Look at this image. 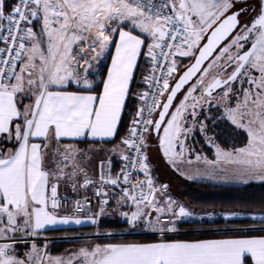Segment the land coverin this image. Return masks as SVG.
<instances>
[{"label": "snow or ice", "instance_id": "1", "mask_svg": "<svg viewBox=\"0 0 264 264\" xmlns=\"http://www.w3.org/2000/svg\"><path fill=\"white\" fill-rule=\"evenodd\" d=\"M236 4L245 7L233 10ZM242 15L251 19L244 22ZM141 56L148 62L147 74L141 73L148 90L133 92ZM178 57L192 62L177 75ZM105 59L110 65L98 80L92 69ZM132 97L142 105L130 114L123 150L111 149L124 164L113 176L111 159H102L94 179L88 171L92 157L78 144L117 137ZM213 101L219 115L205 120L242 129L243 147L222 149L207 135L208 125L195 119L196 108ZM189 109L193 127L182 123ZM197 124L216 149V160L206 163L234 165L235 182L264 183V0L254 7L249 0H0V239L83 223L60 216L67 199L59 194L61 183L73 191L92 186L97 198L104 197L88 221L97 224L108 214L111 186L119 188L116 211L129 229L142 227L160 239L82 248L85 264H264V206L259 214H219L225 225L212 231L223 238H169L184 221L206 222L217 214H197L168 195V185L157 186L148 141L156 132L163 156L179 170L181 138ZM207 178L215 179V171ZM90 203L87 197L76 200L73 215ZM124 207L131 210L120 211ZM244 216L251 224L237 222ZM34 262L42 264L35 243L24 258L12 244H0V264Z\"/></svg>", "mask_w": 264, "mask_h": 264}, {"label": "trees", "instance_id": "2", "mask_svg": "<svg viewBox=\"0 0 264 264\" xmlns=\"http://www.w3.org/2000/svg\"><path fill=\"white\" fill-rule=\"evenodd\" d=\"M190 60L180 66V72L183 70L184 65L189 63ZM147 63L145 59L139 63V69L136 74L137 83L133 85V92L142 87L143 72L146 74ZM106 65L100 66V76L104 75ZM135 100L134 97L128 101V109L125 113L123 124L120 134L112 141L118 142L121 137L125 135L126 126L130 123V114L135 113ZM219 115L218 106L211 107L206 113L205 117H216ZM208 125V132L214 137L216 143L223 149H237L246 144L247 134L242 129H237L229 123L223 121L214 122L205 120ZM196 146L202 152L208 155L213 154V149L208 147L202 136L197 135ZM180 190L184 195L185 200L192 206L202 209L204 211L215 212H241V213H259L260 208L264 206V186L263 185H227L219 184L208 181H192L185 180L180 185ZM243 219L245 223L251 224L248 217H238L237 222ZM225 222L220 217L210 221H184L183 226L180 228L183 232L180 234H171V239H196L207 238L212 236H222L220 232L212 231V229L223 228ZM255 226H259L257 223ZM128 225L122 220L114 219H101L96 225H82L71 228H57L50 229L44 232L46 236H79L75 239H61L54 240L49 244V248L55 250L57 253H63L69 248L80 245H94L96 243H115L122 241H141L153 242L160 239L158 234L154 233H137L129 235H118L126 232ZM94 233H116L110 237H83L92 235ZM21 244V243H19ZM29 245V244H28Z\"/></svg>", "mask_w": 264, "mask_h": 264}, {"label": "crops", "instance_id": "3", "mask_svg": "<svg viewBox=\"0 0 264 264\" xmlns=\"http://www.w3.org/2000/svg\"><path fill=\"white\" fill-rule=\"evenodd\" d=\"M250 1H252V0H250ZM142 59H144L143 56H141L139 63L142 61ZM146 63H147V61H146ZM104 64L106 65V70L104 72V75H106L107 67L110 65V59H105L101 64L94 65L92 72H95L96 70H98L100 72V66L104 65ZM102 77L99 76V77H97V78L95 77V78L99 80ZM90 78H92V77H90ZM137 90L143 91L142 87L138 88ZM134 100H135V104H136V108H135V111H136V109L140 105L141 101H139L135 97H134ZM27 102L28 101H25V103H27ZM189 138H190V141L192 142L193 137L190 136ZM112 141L107 142V143L100 142V143H95V144H93L91 142H80L78 144L79 148L88 152V155L92 157V161L89 164L88 171H89V175L92 176L94 179H98V169L96 166L100 160H102V159L106 160L108 158L111 159V161H112L111 175H113V176H115L116 174H118L120 172V170L124 164V162L120 159V156L118 153L111 152V149L118 146V145L120 146L121 150H123L124 146L120 144V141H118V142H112ZM188 141H187V143H185V146H184L183 142L181 141V143L183 144V156L177 161V165H178L179 170L174 168L168 162H167L168 166L166 168L164 167L162 169L158 168L157 165H154V164H152V162H150V166L152 169L151 175L153 176L154 180L156 181L157 186L162 185V184L168 185V195H170L171 197H173L177 201L180 199V197H181L180 195L182 194L181 190H180V185L183 181H185V180L203 181V177H202L203 174H207V171L204 172L203 169L201 168V170L198 171L199 173L197 172V174L201 175V177L197 175V176H195V177H197V179H189L188 178L189 176H194L193 175V168H192V164L194 162L192 160V157H193L192 156V150L194 147H193V143H191L190 141L188 142ZM154 144H157V143H153V146H154ZM10 147H11V144H8L7 148H10ZM7 148H5V151L7 150ZM90 148L95 149V153L89 152L88 150ZM176 151L177 152L180 151V143L177 144ZM161 153H162V151H161ZM185 155L188 157V164L187 165H189V166H187L185 163V159H187L185 157ZM161 156H163V154ZM163 158H165V157L163 156ZM189 161H191V162L189 163ZM86 163H87V161H86ZM105 171H107V169H105ZM181 173H183V174H181ZM92 188H93L92 186H90L86 189L78 187L76 191H73L70 185H65L64 183H61L59 192L60 193L74 194V195H82V194L91 192ZM108 188L111 192H113L115 194H119V188H113L111 186H109ZM130 210L131 209H129L127 207L120 209V211H130ZM106 212L108 214L100 216L101 219H122L119 215V211H116V208H111ZM59 214H60V216L68 215L74 219L80 218V217L83 219H89L94 214V209H91V211H88L86 214H83V215H73V214L63 212V211H59ZM82 225H96V224L88 223L87 220H85L81 224L70 223L67 225L48 226L45 229L40 230L38 235H44V232L47 230H50V229L71 228V227H78V226H82ZM255 227L258 228L259 226H255ZM142 233H144V232H142ZM169 235H171V234H169ZM219 238H223V236H212V237H207V238H196V239H178V240L194 241V240H200V239H219ZM153 242H156V241H153ZM120 243H152V242H141V241H122L121 242L120 241V242H115L114 244H120ZM97 244H108V243H96V244L91 245V246L90 245L89 246L88 245L74 246L72 248H69L68 250H66L63 253L55 252L56 253L55 259L57 260V257H59V256H61V258L68 256L69 258L67 257V259H69V261H71V264H85L84 258L79 256L77 254V252L80 251V249H82V248L91 250ZM73 252H76L77 255L72 254Z\"/></svg>", "mask_w": 264, "mask_h": 264}, {"label": "rangeland", "instance_id": "4", "mask_svg": "<svg viewBox=\"0 0 264 264\" xmlns=\"http://www.w3.org/2000/svg\"><path fill=\"white\" fill-rule=\"evenodd\" d=\"M255 2H256V0H252V1L249 0V4L252 5L253 7L255 6ZM241 7H245V5L236 4V6H235L236 9H239ZM236 9H234V10H236ZM250 19H251V16L250 15H242L241 16V20L244 21V22H247ZM187 60H189V59L188 58H180V57L178 58V61L180 63V66L183 65V64H185L187 62ZM191 62L192 61H190L189 63H187L186 65H184V67L187 66V65H189ZM147 66H148V64H147ZM97 71L98 70H96L95 72H92V76L93 77H96L95 76V73ZM178 74H180V70H179V73ZM253 75H258V73L253 72ZM233 87L235 89L239 90L240 87H241V85L238 84V83H236V84L233 85ZM243 87L247 88L248 85L247 84H244ZM142 90L144 91V84L143 83H142ZM218 92H219V90H217V92H215L213 94L214 97H216L217 100L219 99V96L217 94ZM180 98H182V97H180ZM235 102H236V100H235V98H233L231 100V103L234 104ZM175 103H176V101H175ZM215 106H218L215 101H213L211 104L202 103L201 106H198L196 108V112H197L198 115L196 116L195 119L197 121H204L205 122V118H203V114L206 113L211 107H215ZM172 111H174V108L172 109ZM190 112H191V109H189V112H186L185 113V120L182 121V123L184 124L185 127H193V117L189 114ZM160 135H163L162 131H161V134ZM197 135H201L202 138H203V140H204V142H205V144L208 147H211L213 149V154L212 155H208L207 153L202 152L199 149L200 147L196 146V142H198L197 141ZM207 135L208 136H212L209 132H207ZM190 136L193 137L192 142L190 141V138H189ZM213 139H214V137H213ZM188 140L191 143H193V147H194L193 150H192V156H193L192 157V160L194 161L193 164H192V168H193V175H194V177L197 176V175L201 177V175L197 174V172L200 171L201 168H202L204 172L207 171V174H203V176H202L203 177V181L214 182V183H219V184H227V185H263L264 186V183H258V182H255V181L250 182L248 184L235 182V178H233L231 176V173L235 170V166L234 165H226L224 163H219V164L213 166V165H210V164L206 163V160H208V161H215L216 160V149H215V146L213 144H210L206 140L205 134L204 133H201L199 131V125L198 124L193 128V131L190 134H188L186 137H182L181 138V141L183 142L184 146H185V143H187ZM148 143H149V145H151L149 147V149H148L149 161L152 162V164L157 165L158 168H161V169L164 168V167L166 168L168 166L167 165V160L165 158H163V156H161L162 153H161V150L159 148V142L157 140V135H155L153 132L151 133V139L148 141ZM153 143H157V144H154V146H153ZM214 143L216 145H218L216 143L215 139H214ZM243 146H241V147H243ZM225 150L232 151L234 149H225ZM197 156L200 157L199 160H197ZM185 157L187 158V159H185V163L187 165L188 164V157L186 155H185ZM187 166H189V165H187ZM221 169H227V171L226 172H222ZM213 171H215V173H216V178L215 179H209V178H207L208 177V174L210 172H213ZM224 176H228L229 177V180L227 182L225 180L221 179V177H224ZM180 196L181 197H180V199L178 201L181 202V203H183V204H185L186 206H188L191 210H193L197 214H202V213H216L217 214L216 215V218H217V217H220L219 214L224 213V212H215V211H204L202 209L196 208V207L190 205L185 200L183 194H181ZM249 214H253V213H249ZM256 214H259V213H256ZM244 217H247V216H244ZM76 219H80L82 221L87 220V222L89 221V219H83L81 217L80 218H76ZM100 220H101V217L98 219V222ZM114 220H122V219H114ZM193 220H195V219H193ZM187 221H191V220H187ZM197 221H199V220H197ZM88 223H90V222H88ZM129 232L130 233L132 232L134 234L135 233L137 234L139 232L140 233L144 232V233H151L152 234V232H150V231H148V230H146V229H144L142 227L141 228H135V229H129V227H128V230L126 232H124V233L127 234ZM115 234L116 233H112V235H110V236H114ZM95 235H97V236H95ZM95 235H93V237H102L104 235L110 237L109 235H107V233L106 234H104V233L103 234L97 233ZM16 237H27V236H25L23 233H17L16 234ZM37 242H27V241H23L22 240L21 241V244H18L17 243V244H14L13 245L14 246V250H15V252L21 258H24V254L27 253V252H31L32 251V245H33V243H35L37 249L39 250V256L42 258V264H56V259H55V254L56 253H55V250L49 248V243L47 241H37ZM79 252L80 251L77 252L78 255H79ZM72 254L77 255L76 252H73ZM67 257L68 256L61 258V256H59V257H57V259L62 260L63 261V264H68L69 259H67ZM34 264H35V262H34Z\"/></svg>", "mask_w": 264, "mask_h": 264}, {"label": "built area", "instance_id": "5", "mask_svg": "<svg viewBox=\"0 0 264 264\" xmlns=\"http://www.w3.org/2000/svg\"><path fill=\"white\" fill-rule=\"evenodd\" d=\"M179 58V57H178ZM177 58V59H178ZM179 63V61H178ZM180 65V63H179ZM148 69V68H147ZM179 73V72H178ZM177 73V74H178ZM146 74H147V71H146ZM157 76L160 75V72L157 71L156 73ZM148 90V87L146 84H144V91ZM154 91V89H153ZM148 103H151V100L149 99ZM142 105V102L140 103L139 106ZM138 106V107H139ZM145 115L147 116V113H145ZM153 116L155 117L156 116V113H153ZM147 135V134H146ZM138 168V166H137ZM133 171H137V169H133ZM141 178H143L141 176ZM108 191H109V196L107 197L109 199V205L106 206V211H108L109 209L111 208H116V203H115V200L118 198V194H115L113 192H111L108 188ZM94 192H95V188H92V191L89 192V193H85V194H82V195H74V194H68V193H60V196L63 198V197H66L67 199L66 200H62V203L64 204L63 207H61L59 209V211H63V212H66V213H69V214H73L72 210L74 208V202L76 200H84L85 197L88 198V200L91 201L90 205L86 204L85 205V212L84 213H79V214H75V215H83V214H86L90 209H94V213L98 210V202L100 199H103L104 197H99L97 198L95 195H94ZM100 217H98L97 219H99ZM183 231L180 229V231L178 233H169V234H180L182 233ZM97 233H94L92 235H86V236H83V237H93V235H95ZM103 234V233H101ZM106 234V233H104ZM129 234H134V233H123V234H118V235H129ZM136 234V233H135ZM116 235V234H115ZM97 236V235H95ZM102 236V235H101ZM79 236H74V235H70V236H58V237H53V236H46V235H36V236H27V237H17V239L15 241L13 240H4V239H0V244H3V243H9V244H19L21 243V241H27V242H37V241H47L49 244L54 241V240H61V239H75ZM103 237V236H102ZM104 237H108V236H105ZM14 248V246H13Z\"/></svg>", "mask_w": 264, "mask_h": 264}, {"label": "water", "instance_id": "6", "mask_svg": "<svg viewBox=\"0 0 264 264\" xmlns=\"http://www.w3.org/2000/svg\"><path fill=\"white\" fill-rule=\"evenodd\" d=\"M240 19H241V17H240ZM183 70H184V69H183ZM183 70H182V71H183ZM182 71H181V72H182ZM186 87H187V86H186ZM174 104H175V101H174ZM171 110H172V109H170V111H171ZM153 133H154L155 135H157L156 132L153 131Z\"/></svg>", "mask_w": 264, "mask_h": 264}]
</instances>
